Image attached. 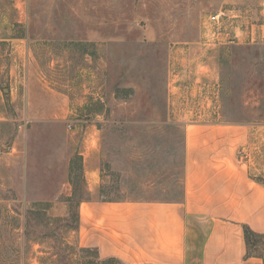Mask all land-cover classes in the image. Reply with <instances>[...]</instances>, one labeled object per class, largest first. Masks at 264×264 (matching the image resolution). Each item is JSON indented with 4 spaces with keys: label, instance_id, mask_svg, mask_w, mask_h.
<instances>
[{
    "label": "rangeland",
    "instance_id": "obj_1",
    "mask_svg": "<svg viewBox=\"0 0 264 264\" xmlns=\"http://www.w3.org/2000/svg\"><path fill=\"white\" fill-rule=\"evenodd\" d=\"M263 25L264 0H0V264H118L78 242L80 149L99 198L178 200L185 124H242L264 183Z\"/></svg>",
    "mask_w": 264,
    "mask_h": 264
},
{
    "label": "crops",
    "instance_id": "obj_2",
    "mask_svg": "<svg viewBox=\"0 0 264 264\" xmlns=\"http://www.w3.org/2000/svg\"><path fill=\"white\" fill-rule=\"evenodd\" d=\"M67 114L53 110L36 119ZM253 138L242 124L186 123L178 200L99 198L101 151L80 149L90 196L77 198L79 244L119 264H264L246 256L243 232L246 225L264 234V183L250 171Z\"/></svg>",
    "mask_w": 264,
    "mask_h": 264
},
{
    "label": "trees",
    "instance_id": "obj_3",
    "mask_svg": "<svg viewBox=\"0 0 264 264\" xmlns=\"http://www.w3.org/2000/svg\"><path fill=\"white\" fill-rule=\"evenodd\" d=\"M77 203H79L78 200H77ZM76 222H79L78 215H77V221ZM243 232H244V240H245V244H246V256L247 257H249V256H257V255L251 254V252H250V240H252L254 237H258V236H260V237L263 236L264 237V234H258L256 232H254L253 230H251L246 225L243 226ZM83 251L88 252L90 255L93 254L94 256H98V252L94 248H89V247L87 248V247H85L83 249ZM257 257H260V256H257ZM104 259H106V258H104ZM104 259H100V260L103 261ZM107 259H109L111 261H116L119 264V262L116 259H114V258L109 257ZM90 263H91V261L90 262H87V264H90Z\"/></svg>",
    "mask_w": 264,
    "mask_h": 264
},
{
    "label": "built area",
    "instance_id": "obj_4",
    "mask_svg": "<svg viewBox=\"0 0 264 264\" xmlns=\"http://www.w3.org/2000/svg\"><path fill=\"white\" fill-rule=\"evenodd\" d=\"M216 18H217V15H213V16L211 17V20H216Z\"/></svg>",
    "mask_w": 264,
    "mask_h": 264
}]
</instances>
